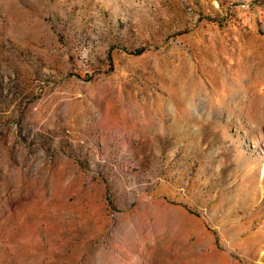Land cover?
Wrapping results in <instances>:
<instances>
[{
  "label": "rangeland",
  "instance_id": "obj_1",
  "mask_svg": "<svg viewBox=\"0 0 264 264\" xmlns=\"http://www.w3.org/2000/svg\"><path fill=\"white\" fill-rule=\"evenodd\" d=\"M0 264H264V0H0Z\"/></svg>",
  "mask_w": 264,
  "mask_h": 264
}]
</instances>
